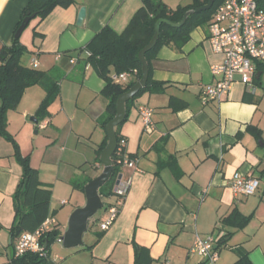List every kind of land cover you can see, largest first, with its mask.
<instances>
[{
  "label": "crops",
  "instance_id": "1",
  "mask_svg": "<svg viewBox=\"0 0 264 264\" xmlns=\"http://www.w3.org/2000/svg\"><path fill=\"white\" fill-rule=\"evenodd\" d=\"M163 1L173 9L193 2ZM28 2L0 0V52L12 45ZM141 5L142 0H71L42 20L34 17L20 37L27 48L22 63L32 66L37 58L36 68L58 67L61 78L60 94L38 129L31 118H37L46 96L39 84L29 86L7 114L8 131L52 189L49 217L56 219L59 236L48 249L50 264H132L138 247L149 251L151 264H234L242 253L253 264H264V62L256 64L254 91L238 80L225 99L203 104V86L220 78L212 65L223 59L213 51L207 27L195 29L182 47L159 50L152 75L164 89L141 94L120 127L137 167L124 168L132 185L115 222L107 230L100 227L108 216L104 210L90 220L87 243L69 248L59 240L72 212L86 203L81 182L102 172L99 149L108 143L106 82L91 64L76 60L78 50L105 26L122 33ZM83 6L87 15L78 26ZM140 105L154 109L155 130L144 129ZM250 125L262 130L261 138L248 130ZM236 172L260 180L255 194L234 193ZM22 175L14 145L0 135V264H12L20 236L11 227ZM235 209L249 217L245 226L222 222ZM197 234L216 237L214 263L192 252Z\"/></svg>",
  "mask_w": 264,
  "mask_h": 264
},
{
  "label": "trees",
  "instance_id": "2",
  "mask_svg": "<svg viewBox=\"0 0 264 264\" xmlns=\"http://www.w3.org/2000/svg\"><path fill=\"white\" fill-rule=\"evenodd\" d=\"M210 0H193L187 6H179L176 9L169 7L163 0H142L141 7L134 14L129 25L122 33L115 32L110 26H105L91 41L78 50L76 60H84L85 64L91 66L105 80L106 85L102 94L108 99V118L104 126L116 114V101L124 92L128 91L142 77V63L139 59L140 51L152 40L156 23L160 24V33L155 46L146 53L149 64V78L147 85L131 100L126 103L127 117L135 100L145 91L157 92L164 89L163 83L153 79L152 61L157 57L159 50L163 46L174 45L182 47L191 37V33L199 27H207L212 18L215 8L224 0H214L210 9L196 11L197 8L209 3ZM259 8L264 9V0H256ZM71 0H29L22 16L17 23L15 32L22 24L27 13L35 14V18L40 20L47 17L57 6L68 7ZM188 11L191 13L182 25ZM38 34V33H35ZM27 52V48L20 41V37H14L13 43L9 47H4L0 52V135L9 140L15 149V156L23 168V175L16 189L15 200V220L11 227L14 235L18 236L26 231L36 230L50 215V203L52 189L45 185L39 178V172L32 166L31 157L23 155L15 137L7 129V114L9 110L16 109L26 91L35 84L41 85L46 96L38 110L37 118L44 119L49 105L60 94V74L58 67L44 71L38 68L27 66L22 63V57ZM75 60L72 56L70 61ZM123 72L135 73L136 77L126 83L116 82L114 74ZM126 117V119H127ZM125 119V120H126ZM123 124V123H122ZM117 126L116 134L118 146L121 140L126 138L120 132L121 125ZM248 130L253 132L258 138L262 137V130L257 126L250 125ZM107 144L103 142L99 153L103 151ZM122 146V145H121ZM129 154L130 158H135V154L128 153L126 148H117L112 156L113 170L110 179L100 188V193L105 198H113V201H104V210L109 209L116 201L115 186L118 176L124 171V156ZM92 179L89 178L84 184ZM84 184L82 190L84 191ZM249 217L242 215L237 209L233 210L222 222L235 227H243L248 222ZM59 236L58 224L56 229L48 233L45 242L47 250ZM135 261L132 264H151L153 259L149 256V251L143 247H138ZM12 264H50L49 257L44 258L35 253H26L22 256L12 257ZM234 264H253L247 253H242L241 257Z\"/></svg>",
  "mask_w": 264,
  "mask_h": 264
},
{
  "label": "built area",
  "instance_id": "3",
  "mask_svg": "<svg viewBox=\"0 0 264 264\" xmlns=\"http://www.w3.org/2000/svg\"><path fill=\"white\" fill-rule=\"evenodd\" d=\"M208 31L213 51L222 55L223 59L222 62L212 65V72L220 75V78L203 86L201 93L203 104L225 99L238 80L252 85L256 64L264 62V9L259 8L256 0H224L215 8L208 24ZM31 65L35 68L38 66L37 58L32 60ZM132 74L134 72L114 74L113 79L126 83ZM252 89L255 90L253 85ZM138 111L144 129L147 132L155 130L154 109L148 105H140ZM46 124L42 123L40 127H45ZM121 145L117 148H126L125 139L121 140ZM123 167L136 168L137 158H130L129 154L125 153ZM131 185V177L122 173L119 184L115 186L116 201L109 207L108 216L101 223L103 230H107L117 219ZM259 186L260 180L257 177L246 176L240 172L233 175L231 187L236 194L253 195ZM56 225V219L48 217L36 230L21 233L15 244V256L35 253L48 258L45 238L56 229ZM215 244L216 237L213 234H197L191 250L201 259L214 263L219 257Z\"/></svg>",
  "mask_w": 264,
  "mask_h": 264
},
{
  "label": "water",
  "instance_id": "4",
  "mask_svg": "<svg viewBox=\"0 0 264 264\" xmlns=\"http://www.w3.org/2000/svg\"><path fill=\"white\" fill-rule=\"evenodd\" d=\"M213 4L214 0H210L208 4L197 8L196 11L210 9ZM190 13L191 11H188L182 22L178 23L177 25H182ZM86 15L87 9L85 6H83L79 10L77 21L78 26L83 25ZM34 17L35 14H31L30 12L27 13V16L24 18L22 24L16 31L15 37H21L23 31ZM162 22L163 20H159L156 23V31L152 40L139 53V59L142 63V77L136 81V83L128 91L124 92L118 97L116 101V114L106 124L108 143L103 149L100 157V161L103 164V170L97 177L93 178L85 185V205L76 208L70 215L67 230L60 237V241H62L65 247H77L84 244V235L89 229L90 220L104 206V200L100 193V188L110 179L112 174V156L118 147L116 128L122 124L127 117L126 103L133 99L147 85L149 78V64L146 59V53L155 46L160 33V24ZM256 77L258 78L259 74ZM31 119L35 122L36 129H38L39 119L35 117ZM121 178L122 174L118 176L116 185L119 184Z\"/></svg>",
  "mask_w": 264,
  "mask_h": 264
},
{
  "label": "rangeland",
  "instance_id": "5",
  "mask_svg": "<svg viewBox=\"0 0 264 264\" xmlns=\"http://www.w3.org/2000/svg\"><path fill=\"white\" fill-rule=\"evenodd\" d=\"M202 28H203V27H202ZM81 183L84 184L83 182H81ZM85 185H86V184H84L83 186L85 187ZM71 200H72L71 202L74 203V199H71ZM105 200H107V198H105ZM68 206H70V204H68ZM103 212H104V208L100 209V210L96 213V215H100V214L103 213ZM100 227H101V225H100ZM97 228H98V226H97ZM90 233H91L90 231L86 233L85 238H84L85 243L88 242V240H89V238H90V236H91Z\"/></svg>",
  "mask_w": 264,
  "mask_h": 264
}]
</instances>
